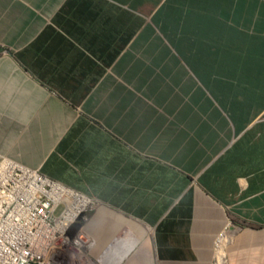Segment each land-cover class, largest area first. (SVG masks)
<instances>
[{
  "label": "crops",
  "instance_id": "1",
  "mask_svg": "<svg viewBox=\"0 0 264 264\" xmlns=\"http://www.w3.org/2000/svg\"><path fill=\"white\" fill-rule=\"evenodd\" d=\"M0 48V161L97 200L123 264H211L229 221L264 264V0H0Z\"/></svg>",
  "mask_w": 264,
  "mask_h": 264
},
{
  "label": "built area",
  "instance_id": "2",
  "mask_svg": "<svg viewBox=\"0 0 264 264\" xmlns=\"http://www.w3.org/2000/svg\"><path fill=\"white\" fill-rule=\"evenodd\" d=\"M6 52L0 48V56ZM99 206L93 197L40 169L5 158L0 162V264L114 263L102 255L111 254L122 235L99 252L88 226ZM235 238L229 221L214 239L211 264H228Z\"/></svg>",
  "mask_w": 264,
  "mask_h": 264
},
{
  "label": "bare ground",
  "instance_id": "3",
  "mask_svg": "<svg viewBox=\"0 0 264 264\" xmlns=\"http://www.w3.org/2000/svg\"><path fill=\"white\" fill-rule=\"evenodd\" d=\"M8 159V158H7ZM4 160V159H3ZM2 160V161H3ZM8 160H12V159H8ZM2 161H0V162H2ZM15 161V160H14ZM129 237L128 236H125V237H122L121 239H119L118 240V244L114 247V249H113V252L110 254V253H108V251L107 252H105L102 256L104 257V258H107V259H114L115 261H114V263L113 264H115V263H117L118 262V264L120 263V264H123V261L124 260H128V262L132 259V261H133V259L134 258H136V257H131V258H128V256L130 255V253H131V251L134 249V247H130V244L129 243H127V242H125V240H129L128 239ZM136 239L137 238H130V240H133L132 242L135 244H137L138 242V240L136 241ZM140 240V239H139ZM147 240V239H146ZM148 241V240H147ZM144 242V241H143ZM143 245V244H142ZM142 245H140L141 246V249H142V247H143V249H146V247L148 246V245H146V246H142ZM127 247H129V249H127ZM127 249V250H126ZM141 256H144V255H141ZM140 256V257H141ZM148 259H149V257H148ZM137 261V260H136ZM131 262V261H130ZM134 262V261H133ZM146 262V261H145ZM139 263H141V261H139Z\"/></svg>",
  "mask_w": 264,
  "mask_h": 264
},
{
  "label": "rangeland",
  "instance_id": "4",
  "mask_svg": "<svg viewBox=\"0 0 264 264\" xmlns=\"http://www.w3.org/2000/svg\"><path fill=\"white\" fill-rule=\"evenodd\" d=\"M61 210H62V208H60V209L57 211V214H59V213L61 212ZM89 224H90V223H89ZM88 226H89V225H88ZM89 228H90V226H89ZM119 235H122V233L119 234ZM127 243L130 244V247H134V245H131L130 241H127ZM101 248H103V241L99 240V250H100ZM144 250H145V249H143V247H142V251H141V253H143ZM140 256H141V254H140ZM132 257H134V255H133ZM131 261H132V259H131ZM228 261H229V259H228ZM123 263H124V261H123ZM112 264H113V263H112ZM115 264H118V262L115 263ZM228 264H229V262H228Z\"/></svg>",
  "mask_w": 264,
  "mask_h": 264
},
{
  "label": "clouds",
  "instance_id": "5",
  "mask_svg": "<svg viewBox=\"0 0 264 264\" xmlns=\"http://www.w3.org/2000/svg\"><path fill=\"white\" fill-rule=\"evenodd\" d=\"M90 233H92V232L90 231ZM92 234H93V233H92ZM93 236L98 240V243H99V239H98L94 234H93ZM117 236H121V235H117ZM110 242H111V241H110ZM110 242H109V243H110ZM109 243H108V244H109ZM108 244H107V245H108ZM107 245H106V246H107ZM106 246H105V247H106ZM105 247L103 246V248H101V249L99 250V244H98V251H99V252L103 251ZM229 248H230V247H229ZM119 264H120V263H119Z\"/></svg>",
  "mask_w": 264,
  "mask_h": 264
}]
</instances>
